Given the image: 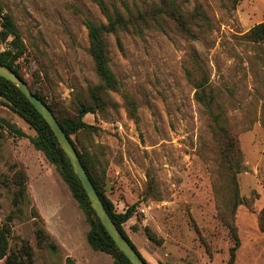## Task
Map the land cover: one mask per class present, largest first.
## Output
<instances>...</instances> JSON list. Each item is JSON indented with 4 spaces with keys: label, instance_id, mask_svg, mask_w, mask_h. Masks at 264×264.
<instances>
[{
    "label": "rangeland",
    "instance_id": "1",
    "mask_svg": "<svg viewBox=\"0 0 264 264\" xmlns=\"http://www.w3.org/2000/svg\"><path fill=\"white\" fill-rule=\"evenodd\" d=\"M12 16L26 53L19 70L62 116L75 115L79 97L100 83L89 54L86 21L106 23L92 0H1ZM120 10L174 2L192 40L177 23L141 36H107L109 66L121 89L108 96L105 114L84 117L93 130L72 136L98 160L106 195L118 212L135 207L124 228L149 264H229L235 245L219 216L230 181L222 168L211 120L196 99L195 80L204 70L223 106L229 133L242 154L237 176L243 199L237 208L240 245L234 264H264V42L246 34L264 21V0H106ZM204 12L207 22L190 18ZM202 26L200 28V26ZM5 44L1 49H6ZM126 96L136 105L132 117ZM9 124L27 138L10 133ZM33 130L0 98V220L12 228L10 248H33L34 264H114L88 243L90 224L58 169L34 148ZM28 176L26 197L15 200V172ZM222 210V209H221ZM42 228L55 244H39ZM150 229L158 242L146 234ZM4 261L0 260V264Z\"/></svg>",
    "mask_w": 264,
    "mask_h": 264
},
{
    "label": "trees",
    "instance_id": "2",
    "mask_svg": "<svg viewBox=\"0 0 264 264\" xmlns=\"http://www.w3.org/2000/svg\"><path fill=\"white\" fill-rule=\"evenodd\" d=\"M100 9L106 18V23L98 24L92 20L86 21L89 39V54L94 63L96 74L100 83L88 89L86 98L79 97L76 103V111L73 116H62L58 113L56 106L51 103L46 96L40 91L34 90L19 70V61L26 53V46L20 34V31L11 15L5 12L0 0V63L12 69L22 80L30 87L33 94L46 104L56 117L63 131L75 147L79 158L99 194L111 219L126 238L134 247L138 254L147 262L137 249L135 244L129 238L124 225L135 215V207L129 208L125 213L118 212L114 203L106 195L103 183L99 177L97 169L98 160L90 156L89 151L81 150L72 136L83 132L93 130L91 125L84 121L88 114L97 115L105 114L109 106L108 96L112 91L121 89V84L112 72L109 66V51L107 45V36L117 34L119 31L133 33L141 36L146 30L157 29L165 32L166 20L169 19L177 23L178 30L194 40L197 38L196 33L188 26V21L183 18L179 7L174 3H161L159 6L138 7L137 5L129 6L124 3L123 9L120 10L115 4L108 5L106 0H92ZM207 22V17L202 11H198L190 18ZM200 26V25H199ZM202 26H200L201 28ZM248 41L255 45L264 42V21L255 25L246 34ZM5 44L6 49L2 50L1 45ZM198 76L189 73V77L194 81L197 93L196 99L202 104L211 120V127L217 139L218 156L222 168L227 172L230 181L228 194L229 198L226 205H222L219 210V216L224 225L232 233L235 245L231 249L229 264H234L236 252L240 245L236 234L235 215L238 207L249 205V201L242 198L238 186L237 176L241 172L242 154L237 140L229 133L227 128V119L224 116L223 106L215 94L214 89L208 84V78L204 70L197 67ZM0 98L14 112H16L24 121L36 132V136L30 137L34 148L42 152L48 162L54 165L65 183L69 186L73 197L79 202L85 212L87 221L91 228L87 234L89 245L94 251L103 252L112 256L114 264H131L124 254L118 249L106 229L103 227L100 219L92 208L91 202L75 173L70 160L63 151L57 137L50 126L38 113L30 101L19 91L11 82L0 77ZM132 117L136 116L137 110L135 102L126 96ZM10 133L19 138H27V134L21 129L9 124ZM14 180L19 186L15 200L21 201L26 197L28 176L22 169L15 172ZM258 223L260 230L264 233V208L261 210ZM146 234L151 242H158L157 236L150 229H146ZM12 228L9 222L3 223L0 220V260L3 264H34L33 248L27 242H24L18 250H11L10 238ZM39 244H47L55 250L56 246L51 241L49 235L42 228L37 230ZM148 263V262H147ZM149 264V263H148Z\"/></svg>",
    "mask_w": 264,
    "mask_h": 264
},
{
    "label": "water",
    "instance_id": "3",
    "mask_svg": "<svg viewBox=\"0 0 264 264\" xmlns=\"http://www.w3.org/2000/svg\"><path fill=\"white\" fill-rule=\"evenodd\" d=\"M0 77L6 79L15 85L19 91L30 101L38 113L43 117L57 137L63 151L70 160V163L77 174L86 194L91 202L92 208L100 219L103 227L106 229L118 249L130 261L131 264H148L134 249V247L126 240L119 231L109 213L107 212L99 194L97 193L93 183L91 182L79 155L67 137L54 114L49 107L37 98L31 91L29 85L22 80L12 69L0 63Z\"/></svg>",
    "mask_w": 264,
    "mask_h": 264
}]
</instances>
